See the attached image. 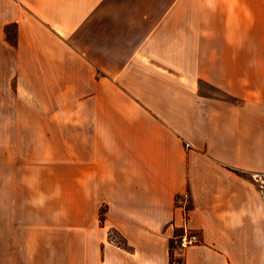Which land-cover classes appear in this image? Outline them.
<instances>
[{
    "label": "crops",
    "instance_id": "crops-1",
    "mask_svg": "<svg viewBox=\"0 0 264 264\" xmlns=\"http://www.w3.org/2000/svg\"><path fill=\"white\" fill-rule=\"evenodd\" d=\"M18 2L78 138L71 235L26 264H264V0Z\"/></svg>",
    "mask_w": 264,
    "mask_h": 264
},
{
    "label": "rangeland",
    "instance_id": "rangeland-1",
    "mask_svg": "<svg viewBox=\"0 0 264 264\" xmlns=\"http://www.w3.org/2000/svg\"><path fill=\"white\" fill-rule=\"evenodd\" d=\"M20 9L18 0H0V264H26L28 248L46 235L43 228L71 235L67 228L77 213L67 178L78 138L57 120L63 90L28 49Z\"/></svg>",
    "mask_w": 264,
    "mask_h": 264
},
{
    "label": "built area",
    "instance_id": "built-area-1",
    "mask_svg": "<svg viewBox=\"0 0 264 264\" xmlns=\"http://www.w3.org/2000/svg\"><path fill=\"white\" fill-rule=\"evenodd\" d=\"M201 242L202 236L198 230L186 228L184 232L176 238V246L174 252L178 255H183L189 247L199 244Z\"/></svg>",
    "mask_w": 264,
    "mask_h": 264
},
{
    "label": "trees",
    "instance_id": "trees-1",
    "mask_svg": "<svg viewBox=\"0 0 264 264\" xmlns=\"http://www.w3.org/2000/svg\"><path fill=\"white\" fill-rule=\"evenodd\" d=\"M239 172H241V171H239ZM241 173H244V172H241ZM104 212H102V215H101V221L103 222L104 221ZM114 233H118V235L120 236V239H118L115 235H114ZM109 237H110V239L112 240V241H114V242H116L118 245H120V246H123V247H128V243H127V240H126V238L117 230V229H111L110 231H109ZM173 258H172V263H173Z\"/></svg>",
    "mask_w": 264,
    "mask_h": 264
}]
</instances>
